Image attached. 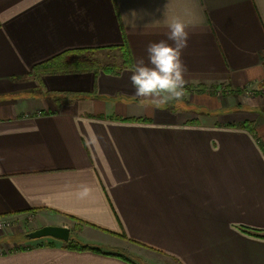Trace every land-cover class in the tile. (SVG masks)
<instances>
[{
  "label": "crops",
  "instance_id": "1",
  "mask_svg": "<svg viewBox=\"0 0 264 264\" xmlns=\"http://www.w3.org/2000/svg\"><path fill=\"white\" fill-rule=\"evenodd\" d=\"M177 19L184 95L155 105L129 77ZM63 54L97 69L33 73ZM262 82L264 0H0V264H264Z\"/></svg>",
  "mask_w": 264,
  "mask_h": 264
},
{
  "label": "clouds",
  "instance_id": "2",
  "mask_svg": "<svg viewBox=\"0 0 264 264\" xmlns=\"http://www.w3.org/2000/svg\"><path fill=\"white\" fill-rule=\"evenodd\" d=\"M186 27L183 21L174 20L167 25V40L148 44L147 62L140 58L129 77L135 96L150 99L155 105L183 97L188 71L182 59L189 38Z\"/></svg>",
  "mask_w": 264,
  "mask_h": 264
},
{
  "label": "trees",
  "instance_id": "3",
  "mask_svg": "<svg viewBox=\"0 0 264 264\" xmlns=\"http://www.w3.org/2000/svg\"><path fill=\"white\" fill-rule=\"evenodd\" d=\"M124 48L121 49L123 67H130L131 58H130V55H129L128 51L126 50V48L125 49ZM62 57H64V54H63V56L62 55L58 56L56 58H53L52 60H49V61L39 65V66H36L33 69V73H35V74H54V73H60L61 74V73H65L66 74V73H71V72L81 73V72L92 71V70L97 69V67L96 68L94 67V61L91 60V58L88 60V62L83 63V64L75 63V65H74L75 68H74V66H72L71 68H68V67L63 68L61 66H56V62L58 63V60H62ZM58 58H61V59H58ZM61 68H63V69H61ZM243 128H247V126L243 125ZM259 148H260L261 152H263V154H264V147L262 144H259ZM123 238H125V237L123 236ZM86 249L87 248H84V247L79 248V250H86Z\"/></svg>",
  "mask_w": 264,
  "mask_h": 264
},
{
  "label": "water",
  "instance_id": "4",
  "mask_svg": "<svg viewBox=\"0 0 264 264\" xmlns=\"http://www.w3.org/2000/svg\"><path fill=\"white\" fill-rule=\"evenodd\" d=\"M69 230L65 227L45 226L25 235L27 240L51 238L63 243L68 241Z\"/></svg>",
  "mask_w": 264,
  "mask_h": 264
},
{
  "label": "rangeland",
  "instance_id": "5",
  "mask_svg": "<svg viewBox=\"0 0 264 264\" xmlns=\"http://www.w3.org/2000/svg\"><path fill=\"white\" fill-rule=\"evenodd\" d=\"M110 59H111L110 58V55H108V56H102L100 58L98 57V60H99L100 64H103V63H105L107 61H110ZM221 94H222V96H224V93H221ZM258 96H261V97L263 96L264 97V82L261 83V85L258 87V89H256V90H249L248 91L247 97H250V98L253 99V98H256ZM261 110L264 111V105H263V107H262ZM7 231H9V230H7Z\"/></svg>",
  "mask_w": 264,
  "mask_h": 264
},
{
  "label": "built area",
  "instance_id": "6",
  "mask_svg": "<svg viewBox=\"0 0 264 264\" xmlns=\"http://www.w3.org/2000/svg\"><path fill=\"white\" fill-rule=\"evenodd\" d=\"M11 229V225L7 222L0 220V231Z\"/></svg>",
  "mask_w": 264,
  "mask_h": 264
}]
</instances>
